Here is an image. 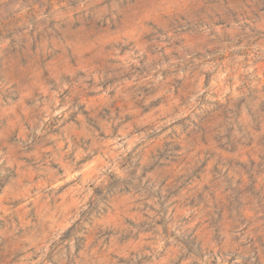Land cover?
<instances>
[{
  "label": "rangeland",
  "instance_id": "1",
  "mask_svg": "<svg viewBox=\"0 0 264 264\" xmlns=\"http://www.w3.org/2000/svg\"><path fill=\"white\" fill-rule=\"evenodd\" d=\"M0 264H264V0H0Z\"/></svg>",
  "mask_w": 264,
  "mask_h": 264
}]
</instances>
